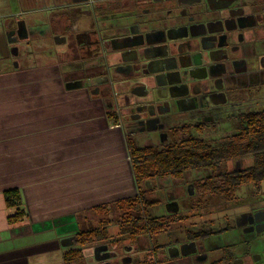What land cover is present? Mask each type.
<instances>
[{"label": "flooded vegetation", "instance_id": "flooded-vegetation-1", "mask_svg": "<svg viewBox=\"0 0 264 264\" xmlns=\"http://www.w3.org/2000/svg\"><path fill=\"white\" fill-rule=\"evenodd\" d=\"M40 24L49 31H32ZM36 42L52 44L47 53L62 61L58 71L73 63L79 64L76 74L98 71L90 92H103L114 116L117 105L120 116L123 108L130 134L149 139L167 140L185 119L198 122L199 129L232 120L223 116L236 106L234 99L264 84V0H0V70L16 69L20 53L30 54ZM72 55L77 60H66ZM30 57L24 71L32 68ZM173 205L172 200L167 207ZM235 219L245 234L264 231L262 209H245ZM101 226L109 227L93 228ZM230 229L206 231L204 238L186 231L165 244L153 241L163 229L145 233L147 253L138 250V237L119 230L134 243L110 235L96 240L89 244L87 264L244 263L249 241L242 243L240 259L231 252L238 244L211 245Z\"/></svg>", "mask_w": 264, "mask_h": 264}, {"label": "crops", "instance_id": "crops-1", "mask_svg": "<svg viewBox=\"0 0 264 264\" xmlns=\"http://www.w3.org/2000/svg\"><path fill=\"white\" fill-rule=\"evenodd\" d=\"M27 72L20 81L0 74V264H65L73 236L137 190L106 98L63 97L57 69ZM13 188L21 204L8 208L4 191ZM15 208L26 215L10 224Z\"/></svg>", "mask_w": 264, "mask_h": 264}, {"label": "rangeland", "instance_id": "rangeland-1", "mask_svg": "<svg viewBox=\"0 0 264 264\" xmlns=\"http://www.w3.org/2000/svg\"><path fill=\"white\" fill-rule=\"evenodd\" d=\"M32 31L48 32L49 27L45 24H40L37 26L34 25L32 27ZM36 36L38 37V35ZM34 39V37H31L32 42H35ZM23 47L24 46L22 45L20 49H23ZM48 49H52V44L46 46L43 45V42L41 44L36 42L32 50L29 52L30 54L25 53L24 50L20 53V57L18 58V67L16 69H1L0 74L11 73L12 75H15L14 81H20L24 75L28 76L29 73L34 72V74L31 75L34 76L33 81L37 82L38 80H42V85H45V78H40L38 74H35L37 70H32L31 72L24 74V69L27 68L25 67L26 57L31 55L29 59V65H31V67L40 68L47 66L51 70H55L57 64L60 65L62 61L57 58L58 56L55 53H47ZM72 57L74 56L72 55L70 57H66V60H77V58ZM81 64L83 67L88 65L86 62H82ZM73 65L75 66L73 68L63 66L59 69L64 83V89H61V92L63 93L62 96L77 97L84 93V95L90 98H97L100 96H104L106 98L103 92L101 95H98V91H95L94 93L90 92V90L95 87L93 78L100 73L98 71H94L91 73L83 72L76 74L72 71L77 69L79 64L73 63ZM51 78H54V76ZM79 78L83 79L85 83L83 84L81 80L77 81ZM72 80H76V82L79 83V86L71 89L66 88L65 84L68 82H74ZM101 89H103L102 86ZM116 91L118 92L120 89L118 88ZM234 101L237 102L236 106L234 109L231 107L229 109H232V113L228 110V112H226V114L223 116L224 118L234 117L232 120L225 121L228 123L224 122L219 126L218 123H212L210 125H205V129H199L196 126L198 122L193 121L192 119H185L179 123V127L170 129L169 134L173 133V135L165 141H160L157 137L154 139H149L145 134H130L128 122L125 121L126 114L122 108L120 116V107L118 105L117 107L119 108V117H113V119L118 120L119 118L120 120L119 126L122 128L121 131H123L122 133L124 134V136H122V140L125 151L131 148L142 146H150L155 150H159L167 148L173 144H179L181 141L189 137L198 138L214 147H218L221 144L228 142L231 136L238 132L241 124L244 121V116L248 112L264 110V84L262 86L251 88L250 93L245 96L241 95L234 99ZM118 103L120 106L122 105L119 100ZM105 105L108 106V103L105 102ZM109 110L111 112L113 109L109 106ZM181 127L183 128L181 129ZM127 157L128 160H130L128 155ZM251 163V156L238 158L222 163L219 167V170L227 172L241 169L250 166ZM209 175H211L210 170L198 168L183 172L182 176L179 178L171 176H153L152 180L146 181V186L144 185L145 183H143V185L140 187V190L142 191L143 197L147 202L146 212L148 217L156 220L162 219L164 223V228L160 236L154 238L153 241L155 243L165 244L168 238L171 239L172 236L176 239L179 236L183 237L184 232L186 231H215L228 225L232 226V229H230V231L227 233L213 238V243H211V245H214V242L221 246L226 243L236 245L238 244L231 252L234 259H240L242 258V243H244V241H249V257L244 259V263L241 264H264V231L260 233H257L256 231H249L247 234H245V228H239L240 224H243L241 219H235L245 209L254 211L262 209L264 211V181L261 183V189L259 192H256L251 185L242 186L235 192L233 200L226 202L221 195L207 193L206 191L200 189L197 185L199 181H202ZM172 200L175 201V205L177 207L176 212L171 211L174 209V207H167L169 201L171 202ZM151 202L153 203L151 204ZM105 212L107 214L111 212L109 214V218L107 217L98 220L96 218L97 216H93L94 218L90 219V221L93 223L92 226L108 224L109 227H107V231L112 238L118 239L120 243L124 244L134 243L126 240V235H121L119 233L120 229L118 228L117 220L118 215L121 213L120 209H117V207H107ZM99 222L100 224H98ZM231 223H235L237 225H231ZM144 237V235L138 236L137 247L139 251L142 250L147 253L150 251L151 247L148 244L146 237L145 239ZM139 239H141V241ZM89 246H86L83 250V253L86 255L83 261H86V264L87 262L91 261ZM215 258H218V256H215ZM83 263L84 262L78 264Z\"/></svg>", "mask_w": 264, "mask_h": 264}, {"label": "trees", "instance_id": "trees-1", "mask_svg": "<svg viewBox=\"0 0 264 264\" xmlns=\"http://www.w3.org/2000/svg\"><path fill=\"white\" fill-rule=\"evenodd\" d=\"M108 117L111 114L108 112ZM132 165V174L136 185L134 196L121 199L115 203L121 210L118 228L121 234L132 239L145 233L153 234L164 228L161 220L148 217L146 204L140 187L153 176H171L179 178L183 172L198 168L208 169L211 175L199 181L197 185L203 191L219 194L226 202L233 200L235 192L242 186L251 185L256 192L264 181V110L248 112L244 116L238 132L228 142L214 147L202 140L189 137L179 144L155 150L150 146L128 149ZM252 157V163L242 169L223 172L219 170L222 163L238 158ZM4 199L8 208L21 204L19 191L16 188L4 191ZM153 202H151L152 204ZM99 210L100 207H97ZM26 214L15 208L13 215L8 216L10 224H17ZM209 233H188L190 238H204ZM105 227L78 231L74 235V247L63 253L65 264H78L84 259L83 248L96 240L107 239Z\"/></svg>", "mask_w": 264, "mask_h": 264}, {"label": "water", "instance_id": "water-1", "mask_svg": "<svg viewBox=\"0 0 264 264\" xmlns=\"http://www.w3.org/2000/svg\"><path fill=\"white\" fill-rule=\"evenodd\" d=\"M96 83H98V80H96ZM77 86H79V83L78 82H76V83H74V82H68V83L65 84V87L68 88V89H71V88H74V87H77ZM176 208L177 207H174V209H172L171 211L176 212L177 211Z\"/></svg>", "mask_w": 264, "mask_h": 264}, {"label": "bare ground", "instance_id": "bare-ground-1", "mask_svg": "<svg viewBox=\"0 0 264 264\" xmlns=\"http://www.w3.org/2000/svg\"><path fill=\"white\" fill-rule=\"evenodd\" d=\"M113 204V203H112ZM113 207H117L118 208V206L117 205H115V203H114V206ZM118 218H119V215H118ZM69 243L72 245V247H74L75 245H74V236H73V238L69 241ZM87 247L89 246V244H87L86 245ZM85 246V247H86ZM85 247L83 248V250L85 249ZM87 250V249H86ZM83 255H84V258L86 257V255L83 253ZM84 260V259H83ZM81 261V262H79V263H82V262H84L83 264H86V261Z\"/></svg>", "mask_w": 264, "mask_h": 264}]
</instances>
